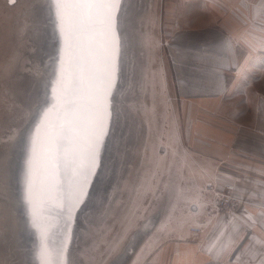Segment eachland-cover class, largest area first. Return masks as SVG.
<instances>
[{
    "label": "rangeland",
    "instance_id": "obj_1",
    "mask_svg": "<svg viewBox=\"0 0 264 264\" xmlns=\"http://www.w3.org/2000/svg\"><path fill=\"white\" fill-rule=\"evenodd\" d=\"M190 1L124 0L110 131L72 226L67 264H155L157 248L171 243L166 231L173 227V206L194 194L197 183L189 175L197 163L190 144L195 134L204 139V130L187 123L171 75L165 77L172 35L194 7ZM224 3V11L237 5ZM47 5L0 0V264H37L36 235L21 200L24 135L58 50ZM157 162L163 174L152 180Z\"/></svg>",
    "mask_w": 264,
    "mask_h": 264
},
{
    "label": "crops",
    "instance_id": "obj_2",
    "mask_svg": "<svg viewBox=\"0 0 264 264\" xmlns=\"http://www.w3.org/2000/svg\"><path fill=\"white\" fill-rule=\"evenodd\" d=\"M236 1L226 11L222 6L230 0L190 1L194 7L172 35L165 77L171 75L187 123L203 126L199 133L205 136L195 134L190 144L197 167L189 177L197 186L174 210L173 227L166 231L171 243L157 248L155 264H259L262 257L253 254L264 253L259 224L247 233L242 229L223 247L231 215L247 208L255 217L262 209L254 205L264 203L258 198L264 193V20L253 19L262 0ZM209 182L235 195L243 190L242 203L235 210L218 209ZM221 230L225 235L217 240Z\"/></svg>",
    "mask_w": 264,
    "mask_h": 264
},
{
    "label": "snow or ice",
    "instance_id": "obj_3",
    "mask_svg": "<svg viewBox=\"0 0 264 264\" xmlns=\"http://www.w3.org/2000/svg\"><path fill=\"white\" fill-rule=\"evenodd\" d=\"M123 5L124 0H48L58 50L52 58L51 79L44 85L43 98L24 135L21 200L27 226L36 235L33 256L37 264H67L76 214L89 197L101 166L120 73ZM253 19L264 20V0ZM156 169L152 180L163 174L159 162ZM151 183L146 192L151 191ZM258 198L264 201V193ZM230 199L242 200L243 190ZM185 202L205 206L192 199ZM254 206L262 209L255 217L247 208L239 216L231 215L225 227L230 225L232 231L224 248L242 229L247 233L257 224L264 228V203ZM224 235L221 230L217 240ZM222 251L217 252V259ZM256 255L262 257L259 264H264V253H255L253 258Z\"/></svg>",
    "mask_w": 264,
    "mask_h": 264
},
{
    "label": "built area",
    "instance_id": "obj_4",
    "mask_svg": "<svg viewBox=\"0 0 264 264\" xmlns=\"http://www.w3.org/2000/svg\"><path fill=\"white\" fill-rule=\"evenodd\" d=\"M207 186L215 190L216 207L220 210H235L242 203V200L230 199V197L235 196L233 193L216 189L213 182H209Z\"/></svg>",
    "mask_w": 264,
    "mask_h": 264
}]
</instances>
